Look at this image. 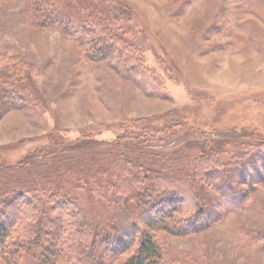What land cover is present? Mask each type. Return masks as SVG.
Listing matches in <instances>:
<instances>
[{
  "label": "rangeland",
  "instance_id": "1",
  "mask_svg": "<svg viewBox=\"0 0 264 264\" xmlns=\"http://www.w3.org/2000/svg\"><path fill=\"white\" fill-rule=\"evenodd\" d=\"M62 1L68 27L41 24L32 0H0V185L62 178L59 194L90 226L130 227L122 245L132 251L150 236L166 264H264L262 163L238 164L241 202L224 204L213 191L220 217L186 236L160 230L153 217L122 218L134 209L115 190L153 170L195 196L209 158L234 165L228 160L264 146V0ZM90 5L122 40L94 63L84 59L90 36L66 7ZM133 135H148L145 152L109 145ZM90 140L98 146L67 150ZM30 156L35 163L6 170ZM53 206L49 223L64 231L68 217ZM121 254L102 262L126 264Z\"/></svg>",
  "mask_w": 264,
  "mask_h": 264
},
{
  "label": "trees",
  "instance_id": "2",
  "mask_svg": "<svg viewBox=\"0 0 264 264\" xmlns=\"http://www.w3.org/2000/svg\"><path fill=\"white\" fill-rule=\"evenodd\" d=\"M32 2L35 5L34 14L43 20L41 24L54 25L64 21L63 25L68 27V22H72V16L68 17L67 11L62 12L65 9L62 0H32ZM66 7L76 17H73L74 20L80 21L76 29L90 36L84 49L86 62H100L110 57L109 55L114 51L116 52L122 40L111 27L109 17L99 19V13L91 5L80 6L75 9L78 11H72L73 7ZM77 15H84V17H77ZM145 136V140H140L139 136L133 135L132 140L128 142H122V137H116L114 143L109 145L124 148L130 152H136V150L145 152L148 148H145L144 142L148 140V135ZM96 146L98 144L90 140L67 147V150L83 151ZM208 157L209 155L204 159ZM35 158L30 156L22 160L20 166L6 170L23 169L24 167L21 166L23 161L24 165H28V162H34ZM231 160L235 162L234 165L231 164L233 167L218 158H209L207 162L209 166L207 167L206 163L204 171H201L200 186L195 196L190 192H182V187L177 182L153 170L141 178L128 182L125 188H115L118 193H122V190L126 192L123 202L130 206L128 209H134L123 211L122 218L126 216L131 218L129 215H133L132 220L153 217L160 230L177 236L196 234L208 229L211 221L220 217V212L215 206L219 204V198L213 195V191L218 192L224 204L238 205L242 199V192L233 187V182L239 175V168L242 167L237 166L240 163H246L249 167L256 166L257 162L264 164V146L248 148L237 154V157L229 159L228 162ZM229 170H233L230 177ZM2 171L4 169L0 168V172ZM59 179L57 183L44 179L46 181L42 182V187L33 180L19 184L15 178L5 180L0 185L1 260L6 264H104L102 259L105 255H122L121 253L127 254L132 251V246L128 242L122 245L124 237H129L130 227L124 225L123 230V227L118 225L114 227L107 221L103 222L102 228H99L98 224L90 226L86 216L79 214L82 213L79 205L59 194L66 185L62 178ZM105 183L112 186L111 183ZM205 186L210 187L211 190L207 189L205 192ZM51 189L54 193H51ZM102 191L103 188L99 187V192ZM204 198L207 200L204 201ZM49 202L54 204L51 211L61 210L68 217V227L64 231L61 229L58 231L49 223L47 215L50 210H47ZM107 223L109 225H106ZM131 253L127 254L126 264L167 263L164 261L166 257L164 250L150 236L142 239L138 248Z\"/></svg>",
  "mask_w": 264,
  "mask_h": 264
}]
</instances>
